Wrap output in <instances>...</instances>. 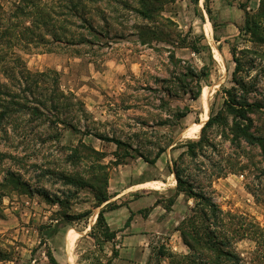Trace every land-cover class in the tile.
Instances as JSON below:
<instances>
[{
	"label": "rangeland",
	"instance_id": "rangeland-1",
	"mask_svg": "<svg viewBox=\"0 0 264 264\" xmlns=\"http://www.w3.org/2000/svg\"><path fill=\"white\" fill-rule=\"evenodd\" d=\"M17 1L0 0V12H12ZM49 1L57 6V19L62 21L69 17L66 16L67 10L58 8L57 0ZM210 4L209 0L206 7ZM101 6L107 9V5ZM171 7V4L166 6L165 16L171 15ZM197 9L194 6V10ZM112 10L107 9L108 15L114 19L109 27L101 21L100 12L92 16L103 36L78 30L90 40L89 43L53 44L50 47L32 45L29 49L20 44L15 49L16 55L22 59L21 67L16 65V71L23 69L32 74L45 73L48 77L46 82H40L34 95L28 93L30 104L37 105V99H53L59 93L63 97L57 99V103L62 108L58 110L48 104L50 106L46 109L40 105L39 110L45 115L43 118L32 111H25L0 126V181L12 170L22 174L35 190L45 189L51 196L67 197L71 201L69 206L61 207L36 192L27 194L19 191L0 197V211L3 213L0 217V253L6 256V259L0 256V264H51L48 250L58 261L67 264H101L109 259L113 263L114 251L121 252V248L116 246L118 242L97 244L90 236L99 211L94 217L90 215L85 220L72 223L63 218L66 214L77 215L93 210L95 205L94 195L89 189L80 190L77 194V188L64 183L57 175L65 171L90 177L91 161L95 160L90 158L91 161H84L79 166L71 165L67 159L71 154L68 148L85 143L105 152L107 157L104 162L109 164L115 161L113 152L117 146L99 138L103 135L130 144L134 155L142 151L155 156L157 148L152 147L168 145L173 136L187 139L189 132L200 128V132L191 134L193 138H199L210 115L215 117L219 112L225 113L228 124L216 123L208 128L206 136L211 146L199 149L196 158L185 155L180 160V169L184 177L194 180L197 191L203 189L213 196L224 211L248 215L264 225L262 150L245 141H241L238 148L229 140L232 137L233 116L225 112V92L238 87L233 75L236 67L232 54L234 49L237 57L246 63L245 71L236 77L252 83L258 90V93L249 92L248 99H262L264 61L256 59L254 65L250 61L252 55L241 54L244 49H257L258 46L243 31L226 40H222L216 31L213 33L214 40H209L203 31L202 20L196 25L197 34H193L191 22L182 31L170 18L172 22L150 24L159 33L145 46L140 42L137 26L150 22H141L142 19L131 11L120 14ZM218 36L220 41L216 39ZM183 42L190 47L178 48L183 46ZM191 45L197 47L198 53H194ZM0 46L5 48L6 44ZM214 48L221 52L220 59L216 60ZM171 51L179 53L186 62L177 63V58L170 55ZM262 51L263 47L259 49V52ZM10 64L14 66V63ZM252 64L254 68L249 72ZM194 68L203 69L199 71L201 76L207 72L210 74L208 80L202 79L203 92L197 100L192 99L191 93H185L186 88L193 92L199 89L198 81L189 74V69ZM36 78H20L14 81L17 87L13 89L19 91L21 87L23 91L34 87ZM0 82L9 83L1 68ZM238 92L243 93V90L238 87ZM186 106H191L193 112L181 123L173 114L177 108ZM252 116L256 120V128L264 133V117ZM205 117L209 118L204 121ZM199 122L203 125L196 124ZM185 126L190 128L181 135ZM55 135H59V140H53ZM139 135L143 136L140 138ZM147 149L152 152H147ZM182 151L176 150L174 155L178 157ZM167 158L170 160L169 155ZM145 165L140 159L135 168L144 171ZM110 166L111 170L115 168L112 164ZM57 221L60 222V231L53 237L44 235L43 238L39 227L56 224ZM89 226L90 238L85 235L74 247L68 246L67 237L71 229L78 230L76 234L79 237L80 232L84 233ZM161 245V240L156 238L151 247L127 250L129 252L124 253L125 264H169L162 253H190V249L183 244L179 248ZM233 248L243 257L241 264H253V241L246 239L235 243Z\"/></svg>",
	"mask_w": 264,
	"mask_h": 264
},
{
	"label": "trees",
	"instance_id": "trees-1",
	"mask_svg": "<svg viewBox=\"0 0 264 264\" xmlns=\"http://www.w3.org/2000/svg\"><path fill=\"white\" fill-rule=\"evenodd\" d=\"M174 0H57L58 8L67 10L68 18H63L62 21L57 19V6L51 4L49 0H18L14 4V10L10 13L0 12V45L5 43L6 47L0 46V68L2 72L9 79V83L0 82V126L6 123L10 118L16 114H21L25 111H32L33 114L39 118H43L44 112L39 110V106L49 108L61 109V104L57 103V99L63 97L59 93L51 97V99H37V105H31L28 93H35L36 88H39L40 82H46L47 74L35 73L21 69L16 71V65L21 67L22 59L16 55V47L23 44L25 48L35 45V47L43 45L50 47V45L57 44H85L90 40L83 32L78 30H85L91 34L103 36L95 25L92 16L99 14L101 21L106 27L110 26L113 19L108 15L107 9L112 8L113 12L123 13L124 11H131L139 18L151 23L161 24L162 21L172 22L169 18L162 15L165 4ZM103 5H107V9ZM115 4V5H113ZM244 9V5H240ZM1 8V7H0ZM2 9V8H1ZM207 12L211 15L212 10L209 6L206 7ZM114 20V19H113ZM214 30L218 25L213 22ZM108 29V28H106ZM138 36L140 42L144 45L150 44L151 38L158 37V31L148 24H140L137 26ZM250 41L258 46L257 49L247 48L241 51L242 56L247 54L252 55L251 62L255 65V60L260 59L264 61V51L259 52L263 47L264 50V0H260L259 10L255 13L246 12L245 25L241 29ZM220 41L219 38H216ZM183 46L190 47L185 42ZM191 49L198 53L197 47L191 45ZM47 52H50L47 49ZM233 58L236 63L235 71L233 73L234 81L238 87L243 90V93L238 92V87L228 89L225 99V112L227 115L233 116V125L231 127L232 137L229 140L238 148L241 147V141H245L250 146L259 147L264 156V133L256 128V120L252 116L262 115L264 117V94L262 99L250 101L248 99L249 92H256L258 90L252 83H247L243 79H238L236 76L245 71L243 59L237 57L236 49L233 50ZM174 58L173 53L170 54ZM177 63L182 62L177 59ZM10 63H14L11 67ZM253 64L251 69L254 68ZM203 69L197 68L189 69V74L193 79L198 81L199 89L195 92L190 88H186L185 93L192 94V99L197 100L202 94V79L208 80L209 72L201 76L200 72ZM200 71V72H199ZM28 76H25V75ZM21 76V77H19ZM37 77L34 80L35 86L27 87V89L15 91L13 87L14 81H19L20 78L28 79L29 77ZM11 83V84H10ZM50 104V105H48ZM54 105V106H53ZM192 112L189 106L183 109L177 108L173 114L177 121H181ZM262 118V117H261ZM216 123H227L225 113L219 112L215 117L210 115V118L201 129L199 138H192L186 141V151L183 152L178 161L175 163L174 172L176 174L178 190L187 193L195 199V205L188 217H186L179 225V231L185 245L190 249L187 254L170 253V264H241L243 257L237 253L233 246L235 243L242 242L246 239L253 241L255 248L253 251V264H264V225H262L255 218L241 213H234L232 211H224L214 200L213 196L207 194L203 189L197 191L194 180L189 177H184L180 169V160L185 156L196 158L198 150L204 148L206 145L211 146V142L206 136L208 128ZM50 138V137H49ZM48 138V139H49ZM53 140H59V135H55ZM99 138L115 143L116 151L113 152L115 161L109 164L104 162L107 154L103 151L81 143L77 147L68 148L71 154L68 156V163L74 166L81 165L84 161H91L92 170L89 171V178L84 177V174H70L69 172L57 173L61 181L77 188V194L80 190L89 189L95 198V205L93 208H100L97 221L92 226L90 236H92L97 244L105 242H114L117 237V231H113L105 217V212L116 209L117 204L109 202L111 195L109 193V178L111 172L110 164L119 166L124 164L128 158L140 156L147 162L154 163L156 159L162 154L164 148L160 147L154 158L146 157L140 151L138 155H134L130 151L131 145L122 139L100 136ZM51 139V138H50ZM122 150H124L122 152ZM3 156V155H2ZM236 173V171H232ZM49 174H55L50 173ZM87 176V175H85ZM220 177V176H217ZM11 191H19L29 194L35 192L43 196L47 201L57 204L61 207L69 206L70 199L67 197L51 196L45 189L35 190L32 185L23 178V175L15 171H8L5 178L0 181V197L7 195ZM256 193V192H255ZM253 194L256 196V194ZM174 204V199L171 198L167 206L168 209ZM93 210H88L77 215L66 214L63 218L66 222L72 223L76 220H85L92 215ZM3 216L0 211V217ZM128 220L127 224H130ZM41 225L39 232L48 238L53 237L60 231L59 224ZM119 255L114 251V258ZM166 255V253H162ZM0 256L6 259L2 253ZM47 256L51 264H60L53 253L48 250ZM112 264V259L107 263Z\"/></svg>",
	"mask_w": 264,
	"mask_h": 264
},
{
	"label": "crops",
	"instance_id": "crops-1",
	"mask_svg": "<svg viewBox=\"0 0 264 264\" xmlns=\"http://www.w3.org/2000/svg\"><path fill=\"white\" fill-rule=\"evenodd\" d=\"M208 1L209 0H174L165 4L162 15L175 21L179 26L178 28L182 31L184 28H188L187 23L191 22L193 25L191 27L193 29V34H197L195 31L196 25L200 20L203 21V31L206 23L210 22L213 26L214 22L218 27L216 30H214L213 27V33L217 31L220 38L226 40L242 32L241 29L245 25L247 11L255 13L260 7V0H256L257 3L255 0H210L211 4L209 7L212 10L210 15L206 10ZM170 4L172 5L170 8L172 10V16L170 15L167 17L164 13L166 11V6ZM240 5H244V9L241 8ZM194 6L198 8L197 11L194 10ZM143 21L144 20L141 22ZM143 24L150 25L151 22ZM243 33L247 36L244 31ZM147 45L148 44L145 46ZM178 48L182 49L186 48V46H179ZM169 53H172V51ZM173 54H175L177 59L186 62L184 57L179 53L177 54L175 52ZM189 107L192 110V107ZM190 114L183 118L181 123L185 121ZM201 123L202 122L196 124ZM189 128L190 126H185L181 135L187 132ZM143 135H145L144 137L147 136V134ZM143 135H139V137L141 138ZM192 138L193 137H188L187 139H183V137L178 138V136H173L168 145L153 146L152 148H157V152L160 147L164 148V151L154 163L147 162L144 158L139 156L128 158L124 164L115 166V168L111 170L109 193L112 198L109 202L117 204L118 207L106 211L105 217L110 228L113 231H117V237L114 242H118L116 246L121 248L119 256L114 259L112 264H125L127 261L124 259V253L129 252L127 250L133 247H151V242L156 238L157 240H161V246L166 245L179 248L180 244L185 245L178 228L180 223L190 215L195 205V199L187 193L178 190L174 166L180 155L186 150V141ZM181 149H183V151L176 157L174 152ZM147 152L152 151L147 149ZM168 155L170 160L167 158ZM145 156L149 158L155 157L150 153L149 155L145 154ZM140 159L146 164L144 171H138V169L135 168ZM171 198L174 199V204L168 209L167 206ZM100 208L101 207L93 208L92 217H94L97 211H100ZM129 219L131 220L128 225L127 222ZM1 221L2 220H0V232L2 231ZM96 221L97 217H95L94 222ZM90 228V226L87 227L84 233L80 232L77 242L82 240L81 238H84L85 235L89 237L88 230H90ZM72 231L76 233L79 232L78 230L77 232L71 229L67 237L68 246ZM135 241L136 243H133ZM171 253L178 254L173 251ZM162 257L168 259L170 264L171 260L168 254L162 255ZM34 261L36 262V260ZM58 262L60 264H67V262Z\"/></svg>",
	"mask_w": 264,
	"mask_h": 264
},
{
	"label": "bare ground",
	"instance_id": "bare-ground-1",
	"mask_svg": "<svg viewBox=\"0 0 264 264\" xmlns=\"http://www.w3.org/2000/svg\"><path fill=\"white\" fill-rule=\"evenodd\" d=\"M204 33H205V35H206V38H208L209 40H214L213 39V26L212 25H210V23L209 24H205V27H204ZM214 42V41H213ZM214 53H215V57H216V60L217 59H220V57H221V52L219 53L218 51H217V49L216 48H214ZM206 102H207V100H206ZM209 118V117H208ZM207 118V119H208ZM206 119V117L204 118V121L205 120H207ZM201 125H203V123H201ZM198 132H200V128H196L194 131H191V132H189L188 134V137H192V135L191 134H193V133H198ZM156 185V184H155ZM77 240H78V236H77V234H76V232L75 231H72L71 232V234H70V237H69V245L70 246H72V247H74L75 245H76V242H77Z\"/></svg>",
	"mask_w": 264,
	"mask_h": 264
}]
</instances>
